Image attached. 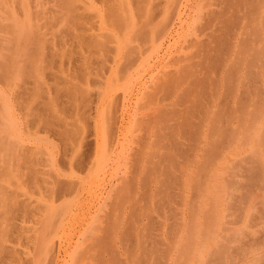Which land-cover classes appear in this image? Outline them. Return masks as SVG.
I'll return each mask as SVG.
<instances>
[{"label": "rangeland", "instance_id": "374dc122", "mask_svg": "<svg viewBox=\"0 0 264 264\" xmlns=\"http://www.w3.org/2000/svg\"><path fill=\"white\" fill-rule=\"evenodd\" d=\"M261 103L264 0H0V264H264Z\"/></svg>", "mask_w": 264, "mask_h": 264}, {"label": "bare ground", "instance_id": "6f19581e", "mask_svg": "<svg viewBox=\"0 0 264 264\" xmlns=\"http://www.w3.org/2000/svg\"><path fill=\"white\" fill-rule=\"evenodd\" d=\"M261 104H262V103H261ZM263 104H264V103H263ZM263 104H262V105H263ZM221 105H222V104H221ZM263 106H264V105H263ZM225 110H226V109H225ZM195 182H196V181H195ZM133 183H134V182H133ZM200 184H201V183H200ZM202 184H203V182H202ZM196 193H197V192H196Z\"/></svg>", "mask_w": 264, "mask_h": 264}]
</instances>
